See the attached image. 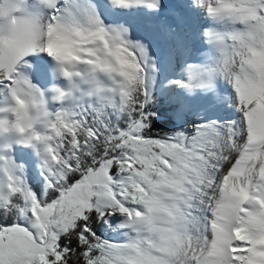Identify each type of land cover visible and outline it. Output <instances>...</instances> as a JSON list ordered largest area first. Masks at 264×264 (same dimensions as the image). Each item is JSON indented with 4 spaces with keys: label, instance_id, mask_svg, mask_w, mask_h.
Here are the masks:
<instances>
[{
    "label": "snow or ice",
    "instance_id": "1",
    "mask_svg": "<svg viewBox=\"0 0 264 264\" xmlns=\"http://www.w3.org/2000/svg\"><path fill=\"white\" fill-rule=\"evenodd\" d=\"M194 5L161 84L162 0H0V264H264V0ZM158 86L212 102L154 132Z\"/></svg>",
    "mask_w": 264,
    "mask_h": 264
},
{
    "label": "rangeland",
    "instance_id": "2",
    "mask_svg": "<svg viewBox=\"0 0 264 264\" xmlns=\"http://www.w3.org/2000/svg\"><path fill=\"white\" fill-rule=\"evenodd\" d=\"M192 4L195 7L194 0H192ZM160 22L175 29L172 38H165L163 36L158 27ZM128 24L131 25L136 36L149 43L152 54L159 60L160 80L166 83L167 79L173 78L176 73L168 70L169 60L174 56V62L177 68L183 64L185 55L181 48L182 42L189 39L195 40L197 37L194 35V30L188 23L187 16L179 9H171L166 14H162L161 11L155 19L147 17L144 13H136L130 15ZM198 42L196 41L193 45V54L187 57L190 62H198L200 59V57L196 58V54L199 53ZM159 91L161 94V90ZM166 95H171V93ZM178 96L185 104L186 112L188 113L186 118L189 122L198 119V113L212 102L210 95L201 96L197 94L192 97H184L183 93H179ZM26 160L37 164L36 157L33 155L32 158H27Z\"/></svg>",
    "mask_w": 264,
    "mask_h": 264
},
{
    "label": "trees",
    "instance_id": "3",
    "mask_svg": "<svg viewBox=\"0 0 264 264\" xmlns=\"http://www.w3.org/2000/svg\"><path fill=\"white\" fill-rule=\"evenodd\" d=\"M161 84L164 82L161 81ZM160 88L157 87L156 95L159 97L157 101V112H158V120L153 126V131H170L175 126V119L173 117V113L177 110V108L183 106L185 109V104L182 99L177 96L175 97L176 102H169L168 96L170 95H161ZM29 163V172H28V180L29 183L32 184L37 191L41 188V177L39 175V169L37 164ZM102 230V229H101Z\"/></svg>",
    "mask_w": 264,
    "mask_h": 264
},
{
    "label": "bare ground",
    "instance_id": "4",
    "mask_svg": "<svg viewBox=\"0 0 264 264\" xmlns=\"http://www.w3.org/2000/svg\"><path fill=\"white\" fill-rule=\"evenodd\" d=\"M162 14H166L168 11L171 9H179L181 12H183L187 18H188V23L190 24L191 28L194 30V35L197 36L199 33V30L202 26H206V21L204 18V12L200 10L199 8L193 7L192 0H162ZM111 19V17H109ZM130 20V15L124 17V21L128 23ZM198 48H199V53L200 50L206 49V45L202 44V38L198 42ZM196 54V58H199L200 55ZM32 59V58H30ZM45 61H47V58H44ZM41 87H46L45 81H41ZM227 115L234 116V113H227ZM21 156L24 159L27 158H32V154L29 150L24 149L21 151Z\"/></svg>",
    "mask_w": 264,
    "mask_h": 264
}]
</instances>
